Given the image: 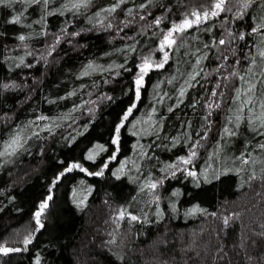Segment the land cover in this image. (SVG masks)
Returning a JSON list of instances; mask_svg holds the SVG:
<instances>
[{"label":"trees","instance_id":"1","mask_svg":"<svg viewBox=\"0 0 264 264\" xmlns=\"http://www.w3.org/2000/svg\"><path fill=\"white\" fill-rule=\"evenodd\" d=\"M0 264H264V0H0Z\"/></svg>","mask_w":264,"mask_h":264},{"label":"rangeland","instance_id":"2","mask_svg":"<svg viewBox=\"0 0 264 264\" xmlns=\"http://www.w3.org/2000/svg\"><path fill=\"white\" fill-rule=\"evenodd\" d=\"M139 70L141 72H143V73L146 70V64L144 62L139 65ZM140 82H141V79L140 78H137V83H140Z\"/></svg>","mask_w":264,"mask_h":264},{"label":"water","instance_id":"3","mask_svg":"<svg viewBox=\"0 0 264 264\" xmlns=\"http://www.w3.org/2000/svg\"><path fill=\"white\" fill-rule=\"evenodd\" d=\"M5 250H7V248H5Z\"/></svg>","mask_w":264,"mask_h":264}]
</instances>
